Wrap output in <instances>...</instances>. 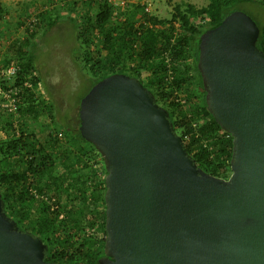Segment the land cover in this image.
Listing matches in <instances>:
<instances>
[{
    "label": "water",
    "instance_id": "1",
    "mask_svg": "<svg viewBox=\"0 0 264 264\" xmlns=\"http://www.w3.org/2000/svg\"><path fill=\"white\" fill-rule=\"evenodd\" d=\"M260 28L234 10L199 38L206 103L233 138L231 174L197 165L169 110L136 76L116 72L79 104V130L101 154L104 254L99 264H264V50ZM0 192V264L45 259Z\"/></svg>",
    "mask_w": 264,
    "mask_h": 264
},
{
    "label": "trees",
    "instance_id": "2",
    "mask_svg": "<svg viewBox=\"0 0 264 264\" xmlns=\"http://www.w3.org/2000/svg\"><path fill=\"white\" fill-rule=\"evenodd\" d=\"M242 1L209 0L202 6L184 1L174 5L171 17L158 18L141 3L128 2L121 9L110 0H65L81 48L77 49V58L92 73L93 84L116 72L138 77L152 90L156 102L169 110L188 153L193 158L198 156L204 170L222 177L231 172L233 138L224 136L227 132L208 109L197 65L199 38ZM56 10L44 6L35 14L36 20L25 26L23 39L9 45L10 55L3 61L19 60L16 83L36 70L30 47L39 28L46 30L60 19L61 13ZM4 11L0 1V15ZM203 16L204 22L194 21ZM24 19L20 25H24ZM259 28L256 43L264 50V24ZM178 97L186 102L183 104ZM43 113V126L38 130L31 127L30 119L39 121ZM19 115L21 131L16 134L14 115L0 112V129L5 133L0 137V192L5 212L21 230L42 237L48 245L46 260L99 264L106 238V186L101 174L107 172L101 154L82 137L79 122L77 126L59 125L45 95L42 98L27 89ZM59 129L62 137L56 133ZM98 156L100 167H94Z\"/></svg>",
    "mask_w": 264,
    "mask_h": 264
},
{
    "label": "rangeland",
    "instance_id": "3",
    "mask_svg": "<svg viewBox=\"0 0 264 264\" xmlns=\"http://www.w3.org/2000/svg\"><path fill=\"white\" fill-rule=\"evenodd\" d=\"M0 1L6 10L0 15V60L10 55L9 45L12 42L23 39L25 27L20 25L21 20L25 18L23 21L25 23L26 19L36 16L35 14L46 5L56 7V11L61 13L60 19L53 27L46 30L44 27L39 28L30 51L35 57L36 72L42 81L46 102L51 105L52 113L59 125L67 127L70 123L72 126H77L79 104L91 88L93 76L90 70L84 69L78 61V50L81 48L78 46L79 41L76 37L77 29L68 17V14L72 12L66 6L65 0H36V3L35 0ZM134 1L146 2L149 12L158 18L171 17L174 5L180 2L190 1L197 6L206 5L209 2V0H129V3ZM232 9L244 11L257 24H264L263 0L237 2ZM29 122L31 127L38 130L44 124V113L39 121L30 119ZM4 135L5 133L0 129V137ZM95 160L100 167L99 156ZM65 195L62 196L64 202L67 201Z\"/></svg>",
    "mask_w": 264,
    "mask_h": 264
},
{
    "label": "built area",
    "instance_id": "4",
    "mask_svg": "<svg viewBox=\"0 0 264 264\" xmlns=\"http://www.w3.org/2000/svg\"><path fill=\"white\" fill-rule=\"evenodd\" d=\"M110 1L117 7H120L121 9H124L126 2H129V0H110ZM133 3H140V2L134 1ZM141 4L145 5V9L149 11V7L146 5L147 4L146 2L142 1ZM115 12L117 13L118 11L115 10ZM35 20H36V16L26 19L22 27L31 25L30 23L34 22ZM205 20H206V16H203L201 18L195 19L194 21L201 23L204 22ZM166 59L167 61L169 60L168 54H166ZM19 71H20V63L17 58H11L8 62H4L3 60H0V112L10 113L14 115L13 129L16 132V134H20L21 131L19 107L21 100L25 94V91L27 89L32 90L37 95L42 96V98L44 97V88L42 85V81L39 75L37 74L36 70L33 71L31 76H28V78H25L22 82L16 83L15 79ZM169 74H172V70L169 71ZM36 77H39V79H36ZM177 100H180L183 104L186 102V99L184 97H178ZM57 131H58L56 132L57 135L59 137H62L63 132L61 131V129ZM229 135H231L229 132L224 134L225 137H229ZM204 145H207V141H204ZM194 160L197 163V165H199L198 156H196ZM94 167H97V163H94ZM101 177L105 178V174L102 173ZM41 197L48 199V197L44 196V194H41Z\"/></svg>",
    "mask_w": 264,
    "mask_h": 264
}]
</instances>
